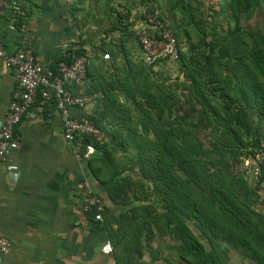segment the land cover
Here are the masks:
<instances>
[{"label":"trees","instance_id":"1","mask_svg":"<svg viewBox=\"0 0 264 264\" xmlns=\"http://www.w3.org/2000/svg\"><path fill=\"white\" fill-rule=\"evenodd\" d=\"M262 3L227 0L211 16L200 0H176L178 10L164 17L148 8L174 29L180 73L171 82L133 61L140 46L130 36V11L113 10L120 26L100 44L110 59H90L81 91L100 96L109 137L102 145L83 137L75 149L83 155L86 144L94 146L92 179L106 187L110 203L129 206L114 215L102 205L99 224L87 218L116 248L115 264H134L160 235L175 241L179 264H228L231 251L264 264V182L249 184L240 168L264 151V34L241 24ZM113 31L122 38L106 41ZM73 44L79 49L67 47L51 68L87 49L81 38Z\"/></svg>","mask_w":264,"mask_h":264},{"label":"crops","instance_id":"2","mask_svg":"<svg viewBox=\"0 0 264 264\" xmlns=\"http://www.w3.org/2000/svg\"><path fill=\"white\" fill-rule=\"evenodd\" d=\"M175 3L176 0H0V49L6 54L30 49L37 62L51 66L63 50L81 38L87 49L93 50L91 58H97V65L109 59L101 49V39L111 27L120 26L113 10L125 7L130 11L129 32L134 39V31L144 29L139 19L142 12L149 8L159 17L168 16L173 8L178 10ZM122 35L119 31L108 32L106 41L117 42ZM165 63L153 68L162 73L176 61ZM16 87L13 69L0 62V124ZM71 92L81 94L74 87ZM100 103V96L95 95L90 104L72 109L70 115L87 119L109 137L107 120L98 116ZM89 157L78 152L76 155L65 141L62 120L53 103L40 99L31 106L15 129L9 155L0 161V237L10 243L8 252L0 253V264H115L116 248L112 245L110 254L102 252L110 241L99 227L88 223L81 211L84 186L114 215L124 210L110 203L106 187L92 179ZM165 252L160 256L143 252L136 263L178 264L179 250L168 248Z\"/></svg>","mask_w":264,"mask_h":264},{"label":"built area","instance_id":"3","mask_svg":"<svg viewBox=\"0 0 264 264\" xmlns=\"http://www.w3.org/2000/svg\"><path fill=\"white\" fill-rule=\"evenodd\" d=\"M118 12L120 15L125 14L122 9ZM141 16L144 29H137L134 34L144 56V64L154 67L167 61L175 62L178 48L172 31L154 14L144 11ZM69 47L72 51L79 49L77 44ZM92 55L93 50L86 49L82 55L74 56L69 64L61 61L51 68L37 62L30 49L14 54H6L0 49V62L13 69L17 86L11 96L8 112L0 124V161L9 155L15 129L38 98L46 104H54L62 120L64 139L73 147L76 155L75 144L80 143L83 137H89L99 145L104 143L105 135L99 127L87 119L70 115L72 109L85 107L94 100L95 95H76L69 89L74 87L82 91L88 88L86 73ZM63 56L68 57L69 53ZM94 152V146L86 144L83 156H91ZM243 163L244 172L251 180L264 182V151L256 152L252 159ZM84 187L86 193L81 211L86 218L91 215L93 222L99 224L102 222V204L87 186ZM9 247L8 239L0 237V253H7ZM102 252L110 254L112 245L107 242Z\"/></svg>","mask_w":264,"mask_h":264},{"label":"rangeland","instance_id":"4","mask_svg":"<svg viewBox=\"0 0 264 264\" xmlns=\"http://www.w3.org/2000/svg\"><path fill=\"white\" fill-rule=\"evenodd\" d=\"M202 2V7L203 9H208L205 13H207V16H211V9L213 8V6L215 7L216 5V9H218L219 7L221 8V10H223L222 8H224V6L226 5L227 3V0H200ZM219 6V7H217ZM210 7V9L208 8ZM221 10H220V14H221ZM222 15V14H221ZM158 16H160V14L158 13ZM214 17V15H212ZM223 16V15H222ZM205 17V16H204ZM217 18V17H215ZM224 18V17H223ZM222 18V21L219 22L218 19L215 21V23L217 24V33L220 34V33H223L224 31V27L225 26H221V24L223 22H226V19L224 20ZM141 20V19H140ZM165 20V19H164ZM166 23V25L168 26V28L172 31V33H174V29H172L173 27L171 26L172 23H168V21H164ZM242 26L249 29V28H253L255 29L256 31L264 34V3H262V5L255 10V12L251 15L250 18H246V19H243L242 20ZM224 25V24H223ZM172 27V28H171ZM133 38L136 39L135 37V34L133 35ZM137 42V40H136ZM138 43V42H137ZM110 59V58H109ZM108 59V60H109ZM133 61H136L137 63H140L142 62V64H144V56L142 54V51L141 50H137V52L135 54H133V57H132ZM165 63V62H164ZM166 64V63H165ZM157 65H162V63H159ZM156 65V66H157ZM159 66H157V69H158ZM165 71H163L162 73L159 72L157 69L155 70L154 68L153 69V73L156 75V76H159L160 78H163V80H168V81H173L175 80V78H177L179 76V73H180V68H179V65L178 63H174L172 64L171 66H166L165 67ZM122 156V155H121ZM242 169V172H243V168H244V163L242 164V166L240 167ZM131 174V173H130ZM106 175V173H105ZM248 179V183L251 184L253 183L249 178ZM260 194L263 196L264 198V184L262 185V189L260 191ZM129 206L127 207H124V208H121V210H125L127 209ZM258 208L260 210H262L264 212V207L262 206H258ZM161 236V235H160ZM155 237L153 238L150 243H149V247H143L142 249V254L143 252H146V254L149 252H152L153 255H162L165 250H167L168 248L171 250L172 248H175V241L173 240V238L171 237H168V236H163V237ZM148 250V248H150V251H146L144 249ZM175 250L177 251L178 249L175 248ZM231 254V257H230V260L228 262V264H247V260H244V261H241V259L239 258V256L237 255L236 252H233L231 251L230 252ZM166 255V252L165 254H163V257ZM149 256V255H148ZM150 256H152V254H150ZM142 257V256H141ZM139 257V258H141ZM136 258V257H135ZM137 258V259H139ZM146 258V257H145ZM137 259L135 261V263L137 262ZM142 261V260H140ZM155 264H159L160 261L158 262H154ZM136 264H140V262L136 263ZM141 264H143V262H141ZM179 264V262H178Z\"/></svg>","mask_w":264,"mask_h":264}]
</instances>
